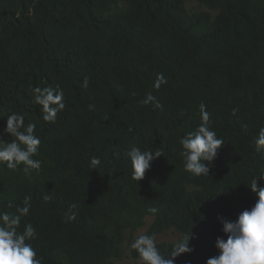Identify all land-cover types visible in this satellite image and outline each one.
<instances>
[{"label":"trees","instance_id":"trees-1","mask_svg":"<svg viewBox=\"0 0 264 264\" xmlns=\"http://www.w3.org/2000/svg\"><path fill=\"white\" fill-rule=\"evenodd\" d=\"M193 1L207 11L191 13L187 0H0V134L7 115H23L36 125L33 158L42 162L31 175L0 163V211L30 198L18 231L36 229L28 242L42 264H115L126 233L148 216L146 235L191 236L193 251L175 264H207L227 239L222 219L256 203L264 0ZM161 73L167 83L156 89ZM57 85L65 108L45 121L33 89ZM149 93L162 109L141 103ZM201 104L224 140L207 177L185 170L179 143L202 123ZM133 147L163 154L141 181L127 157ZM176 242L156 245L170 256Z\"/></svg>","mask_w":264,"mask_h":264},{"label":"clouds","instance_id":"clouds-1","mask_svg":"<svg viewBox=\"0 0 264 264\" xmlns=\"http://www.w3.org/2000/svg\"><path fill=\"white\" fill-rule=\"evenodd\" d=\"M165 83L166 78L161 73L157 76L154 87L159 89ZM84 87H88L87 79L84 80ZM33 91L36 103L43 107V119L55 122L58 113L65 108L63 91L58 85L55 88L36 87ZM141 103L145 106L153 104L154 108L162 109V105L151 93ZM237 111L238 109H233V114ZM200 114L202 123L195 131L181 138L179 143L183 149L181 155L185 158V170L197 177H207L224 140L218 138L216 132L209 127V114L204 104L200 105ZM35 128L33 123L25 126L24 116L21 114L11 112L7 115V127L0 134V163L12 170L23 165L26 175H31L32 170L38 172L42 162L33 157L38 154L41 141L34 135ZM8 134L14 138L11 142L4 140V136ZM254 143L257 153L264 152V128L259 131ZM161 156L163 154L159 148L155 151L131 148L127 157L131 160L133 179L143 180L152 162ZM100 163L96 157L91 159L93 167ZM262 180L264 175L251 180L249 188L258 199L250 209H245L235 221L222 219L227 239H217L219 255L209 258L207 264H264V186L258 183ZM29 200V197H25L24 206L18 207L15 213L0 211V264H42V258L37 257V252L28 242L36 238V229L31 223H26L23 231H18L22 217L29 214ZM148 211L155 214L157 209L150 208ZM190 241L191 236L185 235L173 245L170 256L161 254L152 235H139L130 247L138 253L141 264H175L177 257L193 251Z\"/></svg>","mask_w":264,"mask_h":264},{"label":"rangeland","instance_id":"rangeland-1","mask_svg":"<svg viewBox=\"0 0 264 264\" xmlns=\"http://www.w3.org/2000/svg\"><path fill=\"white\" fill-rule=\"evenodd\" d=\"M187 9L191 13L195 12H202L207 11V9L204 6L199 5L197 2L193 0H187ZM145 226L142 228H139L135 232H127L125 236V240L122 244V258L115 261V264H141L139 258H135L133 256V249H131L130 245L133 242L135 238H137L139 235H146L150 225L153 222V217H146L145 218ZM180 239V233L168 229L163 231L162 233L155 236L156 244L162 243V242H176Z\"/></svg>","mask_w":264,"mask_h":264}]
</instances>
